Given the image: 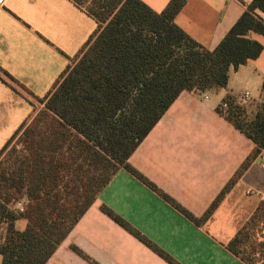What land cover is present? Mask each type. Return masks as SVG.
Instances as JSON below:
<instances>
[{
	"label": "trees",
	"instance_id": "obj_1",
	"mask_svg": "<svg viewBox=\"0 0 264 264\" xmlns=\"http://www.w3.org/2000/svg\"><path fill=\"white\" fill-rule=\"evenodd\" d=\"M70 1L98 27L39 100L43 108H35L0 150L2 264H47L121 168L202 226L264 151L263 82L253 116L231 96L223 101L229 105L226 112L217 109L256 147L202 217L129 164L184 91L225 88L231 68L261 55L263 44L248 35L264 36V0L245 3V12L214 50L176 24L188 0H171L160 13L142 0ZM101 209L167 263L181 264L112 209ZM20 221L26 222L23 229ZM226 248L246 264H264V202ZM71 249L89 264H99L79 247Z\"/></svg>",
	"mask_w": 264,
	"mask_h": 264
},
{
	"label": "crops",
	"instance_id": "obj_2",
	"mask_svg": "<svg viewBox=\"0 0 264 264\" xmlns=\"http://www.w3.org/2000/svg\"><path fill=\"white\" fill-rule=\"evenodd\" d=\"M142 1L160 13L171 0ZM251 1L188 0L175 22L194 41L214 50ZM97 27L96 20L70 0H0V150L35 108H43L39 100L73 64ZM248 37L264 46L263 35L251 32ZM263 82L264 49L257 59L231 68L227 87L207 91L208 99L184 91L129 164L202 217L256 147L217 109L226 97L238 100L249 93L244 107L253 116ZM262 153L202 226L121 168L47 264H89L73 245L99 264H169L107 216L103 205L181 264H246L226 245L264 202ZM226 208L229 231L206 233Z\"/></svg>",
	"mask_w": 264,
	"mask_h": 264
},
{
	"label": "rangeland",
	"instance_id": "obj_3",
	"mask_svg": "<svg viewBox=\"0 0 264 264\" xmlns=\"http://www.w3.org/2000/svg\"><path fill=\"white\" fill-rule=\"evenodd\" d=\"M40 107V106H39ZM38 107V108H39ZM14 144H16V146H18V149H21L22 147H21V145H19V143L18 142H15V143H13V145ZM12 146V145H11ZM228 210H230V208H226V210L224 211V210H222V215H219L218 217H217V219L213 222V223H211L210 224V226H209V230H208V228L205 230V232L206 233H209V234H211V235H214V233L216 234V230H218V228H222V229H225L226 231H229V222H228V220H227V218H229L230 216L228 215V213L226 212V211H228ZM25 226V223L23 224V223H19L18 224V227L19 228H23ZM165 251V250H164ZM173 257V256H172ZM0 264H2V259H1V256H0Z\"/></svg>",
	"mask_w": 264,
	"mask_h": 264
},
{
	"label": "built area",
	"instance_id": "obj_4",
	"mask_svg": "<svg viewBox=\"0 0 264 264\" xmlns=\"http://www.w3.org/2000/svg\"><path fill=\"white\" fill-rule=\"evenodd\" d=\"M202 96L205 98V99H208L209 98V93L206 91V92H203L202 93ZM250 97V94L249 93H246L242 98L236 100V104L240 105V106H244L248 99ZM220 108L226 112V110L229 108V105L227 102H222L220 104ZM262 156L264 158V152L262 153ZM21 206V205H20Z\"/></svg>",
	"mask_w": 264,
	"mask_h": 264
}]
</instances>
